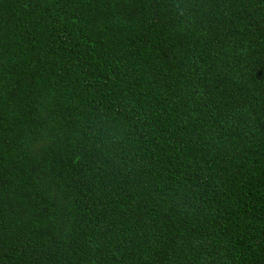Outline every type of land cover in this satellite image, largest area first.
<instances>
[{
  "label": "trees",
  "instance_id": "16d2710c",
  "mask_svg": "<svg viewBox=\"0 0 264 264\" xmlns=\"http://www.w3.org/2000/svg\"><path fill=\"white\" fill-rule=\"evenodd\" d=\"M0 264H264V0H0Z\"/></svg>",
  "mask_w": 264,
  "mask_h": 264
}]
</instances>
